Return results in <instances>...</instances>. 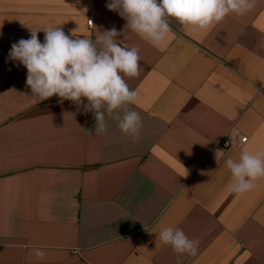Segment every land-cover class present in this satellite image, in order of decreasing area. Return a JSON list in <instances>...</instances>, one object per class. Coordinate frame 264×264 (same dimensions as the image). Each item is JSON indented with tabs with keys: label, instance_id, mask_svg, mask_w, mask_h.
I'll return each instance as SVG.
<instances>
[{
	"label": "crops",
	"instance_id": "1",
	"mask_svg": "<svg viewBox=\"0 0 264 264\" xmlns=\"http://www.w3.org/2000/svg\"><path fill=\"white\" fill-rule=\"evenodd\" d=\"M108 2L0 0V264H177L159 239L167 227L199 241L180 264H264V178L236 195L226 167L264 151V0L204 30L169 18L161 46ZM49 27L73 39L115 27L139 48L140 75L128 78L137 140L107 116L96 135L82 105L32 96L8 53L31 30L43 43ZM234 128L247 141L225 147Z\"/></svg>",
	"mask_w": 264,
	"mask_h": 264
},
{
	"label": "clouds",
	"instance_id": "2",
	"mask_svg": "<svg viewBox=\"0 0 264 264\" xmlns=\"http://www.w3.org/2000/svg\"><path fill=\"white\" fill-rule=\"evenodd\" d=\"M257 0H109L106 7L126 20V27L161 46L171 33L169 18L193 31L204 30L223 21L228 15H245L256 7ZM91 23V21H90ZM31 30L30 38H21L11 45L8 58L18 61L27 69L26 86L39 101L58 96L62 101L82 105L84 114L93 113L95 134L107 131L106 116L118 122L125 135L137 140L142 127L140 114L132 110L138 93L130 89L128 78L140 75L139 48L128 46L117 37L122 33L115 27L96 31L95 39H73L60 27L43 30L44 41ZM82 98L87 99V104ZM229 143L239 138L237 129L226 134ZM218 159V158H217ZM232 183L228 191L242 195L256 188L254 181L264 178V151L240 153L238 160H226ZM159 239L170 245L178 255L197 254L199 241L190 239L181 228L161 230ZM35 256L43 259L41 247L34 249Z\"/></svg>",
	"mask_w": 264,
	"mask_h": 264
},
{
	"label": "built area",
	"instance_id": "3",
	"mask_svg": "<svg viewBox=\"0 0 264 264\" xmlns=\"http://www.w3.org/2000/svg\"><path fill=\"white\" fill-rule=\"evenodd\" d=\"M90 21H91V23H92V19L89 20V23H90ZM91 23H90V24H91ZM243 138H244L243 143H245V142L247 141V137H243ZM221 143H222L225 147H229V146H231V143H229V140H227V139H223V140L221 141Z\"/></svg>",
	"mask_w": 264,
	"mask_h": 264
}]
</instances>
